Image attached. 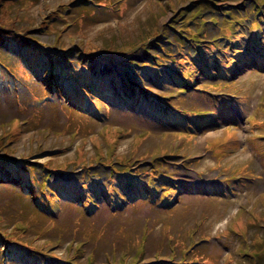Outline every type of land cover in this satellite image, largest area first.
Instances as JSON below:
<instances>
[{
  "label": "rangeland",
  "instance_id": "obj_1",
  "mask_svg": "<svg viewBox=\"0 0 264 264\" xmlns=\"http://www.w3.org/2000/svg\"><path fill=\"white\" fill-rule=\"evenodd\" d=\"M180 1L183 0H172V3L177 4ZM64 2H66V0H31L21 5L20 2H11L10 4L7 3L6 0H0V49H3V45L1 44L4 43L10 36L15 35V33L19 38H25L22 35L23 32L28 34L31 33L40 25L39 21L41 19H44L46 16H48L49 12L52 9ZM7 6H9L10 13L6 9ZM75 8L77 11H80L81 15L83 16H90L91 14L90 10L85 8L83 5H76ZM193 8L197 9V6H193ZM176 10L179 16L182 15L183 11L186 16L194 15H188L187 10H183L179 5L178 7H176ZM61 12L63 14L68 13L69 7H63ZM72 12L73 8L71 6L70 14H72ZM14 15H16L17 17ZM73 17L74 16L71 15V18ZM95 17H98V14H95ZM141 18L143 19V21L141 20ZM171 18L173 17L169 16L168 13H166L163 17L161 15L154 14L147 18L145 12L141 10L139 15H134L133 12L131 14H128L120 22L121 27L119 29L117 28V24L115 22L101 16L92 20H85L86 22L84 24H81L74 30L71 29L67 31V28H65L64 26H53L52 31L47 30L44 34L40 33L39 31L33 32L37 33L34 37L39 39V44L45 42L47 45L50 42L49 45L51 46V49L59 50V53H56L55 55L57 57L58 63H60V61H63L62 58L60 59V61L58 60L59 57H62V54L69 53L70 55L74 56V54L78 53L82 56L81 58H79L82 60V65H84V67L87 69H92V75L97 74L99 71H103L105 74H108V80L106 81V83L108 84L113 78V76L110 75L111 69L112 71H118V76H120L124 72V69L120 68L119 65H117L116 68L110 67L109 70L107 64H103L106 63L107 60L99 59L90 54L97 53L98 51H104L105 49L101 50L102 46L109 50L110 47L114 45L111 40V38H113L115 46H119L120 48L118 52L125 53L124 55H121L122 57L118 55L121 59H123V62H130L136 65H140L142 64V57L154 52L153 42H151V40L154 39L149 40L148 43L145 39V53L139 47H132L130 50H128L126 48V45H136V41L134 39H136L140 35V33H146L147 37L148 29H150L151 31L149 33V36L154 31L156 32L159 28L161 30L163 28L168 30L169 28H166V26L171 21ZM135 23L139 24L140 30L134 28ZM119 31L121 33L118 34ZM163 32H165V34L169 36L170 39L176 40L175 36L171 32V29L168 33H166V31ZM153 37L155 36H151L150 38ZM121 42L123 43L121 44ZM74 45L78 46V50H80V53L71 48ZM76 59L77 58H75L74 61ZM3 61L7 60L4 59ZM52 61L54 62L55 59L52 58ZM8 62L9 68L14 69L17 66V64L12 63L11 61ZM39 66L44 71L43 63H39ZM30 79L32 83H35L32 77H30ZM46 79L42 78V83H45ZM147 85H150L148 81ZM151 91L153 92V90ZM157 92L162 93V90H158ZM0 95L2 96L3 92H1ZM165 100L167 101V103L171 102L181 109H190L197 107L195 106L197 104H204L203 100L184 94H179L175 97H165ZM51 102H55V100L53 99L51 100ZM9 105L10 103L8 100L0 102V120L3 121L4 118L8 115V111L3 109L10 107V109L15 110L13 106ZM255 106H262L264 108V102L261 101L260 98H258ZM128 110L129 109H127L126 111H121L117 107H114L113 109H111L110 116L106 121L111 123V125L116 128L117 132H125V135L121 137V141H119L118 145L116 144V147L114 148V152L117 153V155L123 154L125 157L131 155V153L134 152L130 149L132 135L142 134V136L144 137L139 147L137 148L136 153L138 155H142L143 153L159 152L163 148H166V146H170L171 152L173 153V156H175L173 159L175 164L181 166L182 162L194 158L195 164L194 166L190 167L189 171H186L183 169V167H181L179 171L180 178L184 180H191L194 179L196 173L200 172L204 177L211 179V176L215 174L208 171L207 165L210 163L209 154L203 152L201 145L191 147L190 149H188L187 147H182L180 150H178V148L182 145V139L175 135L177 130L173 128H164L160 126L158 122L145 121L143 120V118L136 117L135 114H132L131 112L129 113ZM254 111L256 113H259L260 115L262 114L259 109L255 108ZM48 115L49 117H51L50 115L55 116L54 118H51L55 121V131H57V133L59 134L58 135L56 133H51L52 136L54 138H57L58 140H61L55 141L52 138H47L38 145L41 149L37 151L38 154L36 156L44 157L52 152H56L52 154V160L48 156V159L51 160V162H48V167L54 169L57 168L60 170L63 168V165H65L64 169L67 171L71 164H74L73 166H77L80 164L79 158L81 156L89 158V155L93 152L95 146L104 145L101 135L96 136L93 134L95 133L98 124L94 123L90 127V130L80 132L78 131L76 138L71 139L68 138V133H70L72 130H75V122L78 119L72 117L65 119V116L61 114V112L52 107L48 110ZM86 120L87 119H82L81 121H79V124L91 122ZM11 128L16 131L19 130L20 132L19 135L13 138L18 143V145H16V142L9 144L7 150L13 153V159H17L15 161V165L19 166V156L17 155V153L22 151L24 152L28 147L32 155H34L33 141L30 140L28 144H25L20 143V140L23 138H28L29 136L33 138L35 136V133L33 131H27L24 133L23 129L25 128L23 127V125L18 124V121L14 122ZM2 129L3 128L0 126V131ZM240 129L244 130L243 127H241ZM144 130H148L149 133L146 135L143 134ZM214 134L215 133H211V135ZM26 135L27 137H25ZM196 138L199 140L200 138H202V136ZM217 142L221 145L224 141L222 138H219ZM254 147L255 146H253V143H238L237 148L233 150V154H236H232L230 157L224 159L222 163L231 166L246 165L251 168L252 163L255 159ZM193 151L196 152V154L193 157L186 159V154ZM181 153H183L182 156H180ZM161 155L162 154H158V156ZM44 159L45 158L39 161H42ZM156 162H160L161 165H165L164 168L157 163H153L156 168H163L166 172H171V165H169L171 161H167L165 157H161L159 159H156ZM89 163L91 164L90 159ZM141 165L142 170H145L148 167V164L146 162H142ZM29 166L35 165L31 161L29 163ZM253 168H256V164L253 165ZM20 169L21 168H19V170ZM33 169L35 170V173H32V181H29L30 184L34 185L35 187L32 188L28 183L23 184L22 187L25 191L23 192L20 184H18V181L21 178L20 174H15L13 166H2L0 161V208L2 207L0 216L3 217L4 221L5 218L13 214H16L19 218H23L31 212V207L34 204L32 199L35 195L37 196L39 192L38 184L43 177V175H41V173L39 172L38 165H36V168ZM96 171L99 172L100 175L104 173V169L102 168H96ZM44 173H46V171H44ZM50 173H53V171H50ZM160 173L163 174L164 172L160 170ZM46 175L50 177L51 181L54 180V187H56L57 184H66V179L63 178L62 175ZM221 178L222 177H219L218 179ZM77 179L80 181H84V178ZM142 179L143 181H145L144 177ZM101 181L106 182L105 177H103L102 175ZM73 188L79 190L80 186L76 185ZM89 188L90 186H85V191L89 192ZM263 190L264 178H261L253 182V184L243 193H239L238 198L243 199L249 197L250 203H253L254 205L258 203V210L255 211H258L256 213L260 215L263 214L264 210ZM185 192L187 193L189 191L186 190ZM61 194L63 195V199H61L62 202H57L56 207L55 205H52L53 209L51 210V213H49L52 217L56 218V222L58 223L59 228H54L51 232H46L45 227L48 223L44 222L41 217L40 222L30 220L31 218L27 217L30 230L27 231L26 235L19 238L20 241H18L16 238H10V240L23 243L26 246L36 248L37 250H40V248H44V253L59 256L62 259L64 258V256H70L71 252H73L74 250L75 243L80 241L83 244L79 245V247L76 249L78 257L76 256L74 258V261L78 264L85 262V258L89 255V251H91L90 254H92L93 256L91 264H106L105 259L111 260V258L112 260H117L118 257L115 253L118 250H121L119 249V247L129 249L131 248V246L138 245V242L136 241L137 238H142V240H140L139 247L141 248L142 255L144 256L139 264H147V260H149L148 262L153 261V264H155L159 259H183L185 258L184 256L188 255V252L191 248H189L186 253L181 252H184L188 247H192L193 245V233L191 232L186 236L185 242H182L180 247L170 248L166 243H164L167 237L162 236V229L160 228L159 221L155 223V228L153 229L152 234H148L150 232H147V228L142 230V225L147 227L148 218H153L154 216L153 213L147 214V212L153 211V203L155 199L153 200V202H150V204H142L141 200L138 201V193H134L133 203L130 204V206H128L127 208L115 213H111L108 210V206L102 198L98 199L97 202L95 201V199H93V202H90L92 204V210H90L89 213L94 214L96 212V214L92 219L87 220L82 217L81 211L83 212V208L81 207L79 202L81 198L76 197L67 190L61 191ZM119 194H122V191H119ZM244 194H246L245 197ZM144 197L146 198V192ZM101 203H104L107 208H105L104 210H100ZM124 203H126V200L122 198L119 199V202L117 203L112 202L109 208L114 209L118 204L124 205ZM208 205H210L211 208L214 209H223L225 208V205H227V203H225L216 192L212 193L207 198L196 196H182L181 204L178 206L176 212L172 210V212H165L159 215V217H161L164 221H169L171 223V227L169 229V232L171 234L168 236H171L174 232H178V235L177 233L174 234L175 237H178L180 234V229L190 226L191 221L197 219L201 211H206ZM18 211H21V213H18ZM149 223L152 224L153 222L149 221ZM254 223V226L247 227V229L249 230V236L257 233L258 238H253L250 241V246L251 248L259 249V243H263V235L261 234V232L264 230V224L261 220L255 221ZM210 225L205 228V230L208 232L207 234L211 237L210 243L206 245L197 243L195 245V247H200L197 253L202 251L207 257H212L215 254L219 255V250H222L223 246V240L212 239L213 231L217 227L216 219L213 220V225ZM0 227H2V225H0ZM9 229L11 230V227L6 230V233H10ZM56 235H58V238L60 239L58 243L55 242ZM147 235L150 237L147 238ZM251 238L252 237H249V239ZM71 240L72 242L70 243ZM254 240L255 243L252 244V241ZM195 241L196 240H194V243ZM3 246L4 245L0 244V252L3 250ZM244 246L250 247L249 241H246L244 243ZM238 247L239 244L236 248ZM20 248L23 249V247ZM46 249L48 250V252L46 251ZM241 249L242 247L238 251H240ZM78 251L80 252L78 253ZM22 254L25 255V252L23 251ZM41 256L42 255L39 254L34 256L36 259L31 260V264H39L42 259ZM44 258L48 262H51L53 264V261L48 259L47 254L44 256ZM232 260H235V258H232ZM250 260H252L254 264L262 263L261 258ZM16 261L17 260H13L10 262V264H26V262H22L21 260H18L17 263ZM229 262V264H233L230 260ZM235 262L236 264H241L237 260H235ZM244 264L252 263L248 260V258H244Z\"/></svg>",
  "mask_w": 264,
  "mask_h": 264
},
{
  "label": "trees",
  "instance_id": "obj_2",
  "mask_svg": "<svg viewBox=\"0 0 264 264\" xmlns=\"http://www.w3.org/2000/svg\"><path fill=\"white\" fill-rule=\"evenodd\" d=\"M33 31H35V29H34ZM33 31H32L31 33H29V34L23 32L22 35H23L24 37H26V38H29L30 35H32V34L34 33ZM111 40H112V42L115 44L114 39L111 38ZM33 42H34V41H33ZM25 43L29 44V47H30L31 49L33 48V46H30V41H29V42H25ZM114 48H115V45H114ZM113 50H115V49H113ZM114 60H115L116 62H118V61H119L118 56H116Z\"/></svg>",
  "mask_w": 264,
  "mask_h": 264
}]
</instances>
